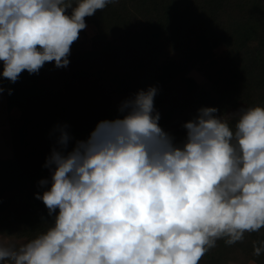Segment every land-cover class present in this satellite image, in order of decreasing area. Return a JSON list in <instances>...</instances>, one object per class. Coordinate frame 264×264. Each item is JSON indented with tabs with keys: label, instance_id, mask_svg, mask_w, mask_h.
Returning a JSON list of instances; mask_svg holds the SVG:
<instances>
[{
	"label": "clouds",
	"instance_id": "clouds-1",
	"mask_svg": "<svg viewBox=\"0 0 264 264\" xmlns=\"http://www.w3.org/2000/svg\"><path fill=\"white\" fill-rule=\"evenodd\" d=\"M117 2L0 0V77L14 84L46 63L66 68L85 18ZM157 93L122 101L120 117L71 150L67 126H56L50 179L35 197L52 222L18 248L0 243V264H199L217 241L264 228V107L228 114L234 127L202 107L177 143L159 124Z\"/></svg>",
	"mask_w": 264,
	"mask_h": 264
},
{
	"label": "trees",
	"instance_id": "trees-1",
	"mask_svg": "<svg viewBox=\"0 0 264 264\" xmlns=\"http://www.w3.org/2000/svg\"><path fill=\"white\" fill-rule=\"evenodd\" d=\"M85 20L96 26L100 49L79 53L65 72L52 62L14 84L4 79L7 106L20 115L11 123L13 155L0 158V235L17 248L52 222L35 197L46 190L39 181L50 179L44 165L56 126H67L71 150L98 122L120 117L122 101L150 86L158 89L159 124L177 143L186 136L182 125L202 107L217 108L233 127L228 114L264 107V0H118ZM261 243L264 228L233 245L221 239L199 264H264V251L254 255Z\"/></svg>",
	"mask_w": 264,
	"mask_h": 264
},
{
	"label": "rangeland",
	"instance_id": "rangeland-1",
	"mask_svg": "<svg viewBox=\"0 0 264 264\" xmlns=\"http://www.w3.org/2000/svg\"><path fill=\"white\" fill-rule=\"evenodd\" d=\"M87 27L82 30L79 34V39L73 43L71 46V54L68 57L70 63L66 68H58L59 71L65 72L70 68L71 63L74 61L76 56L84 51H92L94 49H100V44L97 41V28L96 26L86 20ZM224 54V48H218L216 50L217 56H222ZM3 66L0 63V71H2ZM193 76L200 84L206 86L208 85L207 79L198 70H193L190 74ZM0 87H4V78L0 77ZM20 111L17 108L9 109L6 101V92L4 91L0 94V158H8L13 155V145H12V134H11V123L12 121L19 117ZM12 240L11 237L0 235V243L8 245ZM6 264V263H5ZM228 264H258L254 260H249L247 262H237L230 261Z\"/></svg>",
	"mask_w": 264,
	"mask_h": 264
}]
</instances>
